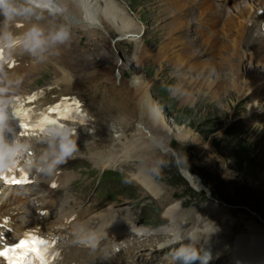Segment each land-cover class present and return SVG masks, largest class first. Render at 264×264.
Masks as SVG:
<instances>
[{"label": "bare ground", "instance_id": "obj_1", "mask_svg": "<svg viewBox=\"0 0 264 264\" xmlns=\"http://www.w3.org/2000/svg\"><path fill=\"white\" fill-rule=\"evenodd\" d=\"M55 1L60 6L59 12L37 8L27 0H0V19L3 21L2 24L0 23V60H5L0 61V66H6L5 70L0 72V110L13 111L32 105L36 107L35 110H46L49 104L62 101V108L71 109L79 105L76 110H82L87 115L83 120L73 122L63 120L50 134L31 138L27 156L34 163L33 175L38 174L35 181L39 186L37 189L42 190L45 183L49 185L55 183L56 186L50 192L59 193L61 187L67 186L74 179L72 176L74 173L55 171L46 182L40 181L39 169L45 167L47 170L59 164H67L76 154H85L103 168L115 166L118 162L128 159L146 156H151L152 159L160 162L163 157H159L158 150L167 151V141L172 136L181 142L190 140L192 132L188 126H178L162 113L159 103H156L149 94V83L139 76L133 79V82L125 81L123 78L126 67L111 58L112 56L102 55L96 60L83 59L82 70L89 69V73L81 69L73 70L75 66L70 60L83 55V52H73L78 47L83 29L105 34L106 42L109 39L112 41L115 36L122 41L128 33L136 34L137 24L128 14V10L120 7L115 0ZM172 1L174 4L170 5V9L176 11L174 22H179L176 19L182 17V21L186 23L184 15L187 11L190 12L188 9L191 5L190 0ZM263 3V0H247L230 7L223 27L220 28L227 35L225 38L229 39L226 44H220L219 41V44L217 43L216 38L223 37L222 34L219 37V33L215 35L217 29L209 31L218 23L212 16V10L205 7L199 10L200 16L205 19V29L201 32L202 42L195 44L187 39L191 47L186 44L187 42L184 45L178 43L177 40L181 35L174 31L179 30L180 26L173 24L174 28L163 47L175 53L170 58L176 59V62H186L189 58L188 52H198L194 51V46L197 45L202 52L204 50L213 52L216 50L214 47L218 48L219 45V51L226 52V55L217 53L219 59L216 55L209 59H197V65L205 71L208 65L210 67L218 63L227 64V68H231L233 72L230 74L231 90L226 91L238 92L243 96L244 88H252L256 83V79L247 81L248 76L241 77L243 72L241 68L247 64L243 61L244 48L252 44L250 52L253 53L248 60L259 58L258 52L264 53V47L255 49L253 32L247 30V19L250 13L256 7H262ZM234 15L236 17H232ZM176 47L179 48L173 50ZM143 52L140 54V59L148 54ZM163 57L159 56L160 59ZM51 61L54 66V79L49 84L40 86L34 75L41 70L43 63ZM256 66L258 68L254 70V74L259 73L261 69L264 70L263 62L257 63ZM96 67L98 68L95 71H91ZM116 67L117 73L113 70ZM215 84L217 96L222 93L225 86L217 80L209 86L214 87ZM257 85L261 86L262 83L257 82ZM259 97L255 94L251 99L250 112L256 108ZM194 140L199 142L202 149L209 151L210 145H202L198 138ZM156 160L143 159L142 167H149L155 164ZM142 169L138 173L140 183L147 192L158 196L161 188L155 184L152 176ZM183 172L195 189H201L203 183L196 175L187 169ZM27 188V192L33 190ZM15 189L9 190L0 186L2 193L0 200L2 201L8 191L13 195ZM34 193L38 194L35 191ZM37 199L31 208V219L11 218L9 225L20 233L24 229L35 227L42 228L41 231H46L53 238L57 236L63 238L66 242L63 253L65 264H137L135 260L141 255L140 252L150 250L157 244L165 246L187 235L199 239V234L203 231L209 238L215 231L225 230L224 222H221V228L216 227L217 223L209 222L207 225L211 226L210 230L206 227L200 229L201 213L194 209H184L182 201L171 202L165 211V218L175 221V227L152 229L138 225L134 217H129L131 219L129 227H120L117 224L122 220L121 214L112 215L111 209L100 211L85 220L86 213L76 212L73 204L68 203L66 207L63 204L60 213L56 215L60 198L53 199L50 194H39ZM10 208L11 204H0L1 211ZM91 219H98V222ZM240 240L245 247L257 244L249 237L239 238ZM116 244L124 246L120 251L114 252ZM208 244L215 245V240H209ZM261 246L264 248V244L258 245L260 249ZM245 254L251 256L249 252ZM249 263H264V255L250 259Z\"/></svg>", "mask_w": 264, "mask_h": 264}, {"label": "rangeland", "instance_id": "obj_2", "mask_svg": "<svg viewBox=\"0 0 264 264\" xmlns=\"http://www.w3.org/2000/svg\"><path fill=\"white\" fill-rule=\"evenodd\" d=\"M116 1L120 7L128 10V14L135 20L138 21L141 16L143 17L147 28L145 40L138 38L134 42L122 41L114 46L110 39L106 42L104 39L106 36L99 38L101 34L87 29L85 34H80L78 47L75 51L73 50V52H83V55L70 60L75 66L73 70H82L84 64L81 61L83 59L96 60L102 55L112 56L111 58L126 67L123 79L128 82H133L138 76L145 79L149 83V94L156 103H159L162 113L172 123L181 127L188 126L192 136L185 142L172 136L167 141V151L158 150L159 157H163L160 162L152 159L151 156H146L139 159H128L118 162L115 166L103 168L85 154H76L79 156H75L76 158L71 159L69 163L56 167L60 168L57 171L74 172L75 175H72L74 179L71 183L55 196L60 198V206L71 203L76 212H85V220L106 209L115 211L114 214L131 210L138 219L141 218V223L149 224V228L152 229L175 227V221L165 218V211L171 202L182 201L184 209H194L201 213L200 224L203 227L210 228L211 226L207 224L212 222L217 223L216 227L221 228V222L225 223L224 231H215L216 234L222 235L215 236L213 233L208 240H214L215 236L218 241L217 245L221 249L216 255V264H229L231 255L228 244L230 243L229 246H231L238 234L247 233L248 235L239 237L252 238L257 246L264 244V99L259 102L256 113L250 112V90L246 89L245 93L244 89L243 96L238 92L226 91L231 90L230 74L233 72L232 69L227 68L228 65L224 63L210 67L208 65L205 71L203 68H199L197 59H203H200V54H197L202 52L197 47L195 50L198 52L191 51L193 55L188 52L187 63L185 61L176 62V59H173L174 63L169 58H159L162 55L158 50L166 40L163 26L172 15V12L169 11L171 9L167 8L168 0H134L133 2H137L136 4H130L131 0ZM174 19L173 15L168 25L169 33L174 28L173 24H184L182 17L176 19L179 22H174ZM188 19L190 20V18ZM221 26L218 24L209 31L212 32ZM174 32L181 35L177 40L178 43L184 45L187 42L186 44L191 47L186 36L187 32L180 33L179 30ZM223 34L225 33L220 30L219 37L220 35L224 37L218 38L220 44H226L229 40L225 38L227 35ZM195 35L196 30L193 27L190 30L192 40L195 39ZM173 40L176 41V39ZM143 41L148 45H144ZM142 46L148 49L143 52V54L148 53L143 58L145 60H139ZM214 48L216 50L213 51V55L204 59L215 57V55L219 59L217 53L226 55V52L219 51V45L218 48L217 46ZM183 50L181 51L185 55ZM245 63L247 64L241 68L244 72L241 73V77L248 76L249 80L254 76V70L258 66ZM181 65H184L185 68H182ZM42 66L41 70L34 75L40 86L49 84L54 79L53 62L43 63ZM98 67L91 71H95ZM191 67L195 68L190 69ZM116 69L117 67L113 69L115 73H117ZM82 71L90 72L89 69ZM216 80L217 82L221 81L225 86L222 93L217 96L215 95L216 84L214 87L209 86H212ZM255 81L253 87H262L263 84L257 85L258 81ZM161 88L165 91L163 92ZM263 92L264 89H261L262 97H264ZM253 103H256L255 100ZM248 109L252 114L245 112ZM241 116L245 118L241 120ZM196 138L201 140L202 145H210L209 151L202 149L199 142L194 140ZM143 159L156 160V163L149 167H142ZM54 168L52 167L47 173L41 174L42 177L47 178L48 174L50 175L56 170ZM107 168H113L108 170L123 174L127 182L123 179L118 181L116 179L118 176L116 178L113 176L110 180L107 178L101 180L102 169ZM140 169L151 175L155 184L161 188L158 196L147 192V189L140 183L138 176ZM185 169L202 181L201 189H195L192 186L183 174ZM37 187L38 185H33L32 188ZM37 190L40 194L49 193L46 185L42 190L39 188ZM131 212L129 213L131 216L128 218L134 217ZM119 214H121L120 218H127L128 213ZM135 220L139 222L136 218ZM206 221L207 223H205ZM175 248L174 251H171L170 248L157 251V258L149 260L148 263L162 264V261H166V264H170L171 260H176L178 264H190V260L194 258L192 254L195 253V247L183 243ZM144 261L142 260V262Z\"/></svg>", "mask_w": 264, "mask_h": 264}]
</instances>
